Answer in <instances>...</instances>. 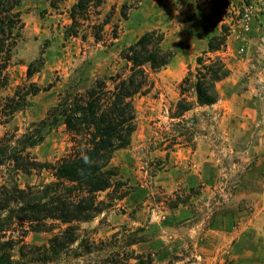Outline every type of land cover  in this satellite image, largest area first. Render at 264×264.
Here are the masks:
<instances>
[{
    "label": "rangeland",
    "instance_id": "374dc122",
    "mask_svg": "<svg viewBox=\"0 0 264 264\" xmlns=\"http://www.w3.org/2000/svg\"><path fill=\"white\" fill-rule=\"evenodd\" d=\"M73 3L22 2L23 36L6 92L29 82L40 91L13 121L19 133L46 116L77 71L89 82L117 71L120 50L144 33L162 34L174 53L152 74L148 92L134 98L131 142L110 162L116 185L100 194L110 206L79 223V233L104 239L137 232L134 248L155 264H264V0H105L100 41L89 29L67 35ZM225 25L231 74L217 85L218 101L172 118L179 83ZM30 63L35 71L28 79ZM68 146L59 127L32 153L52 161ZM45 178L0 168V183L24 187ZM59 230L29 231L25 241L46 244Z\"/></svg>",
    "mask_w": 264,
    "mask_h": 264
},
{
    "label": "trees",
    "instance_id": "16d2710c",
    "mask_svg": "<svg viewBox=\"0 0 264 264\" xmlns=\"http://www.w3.org/2000/svg\"><path fill=\"white\" fill-rule=\"evenodd\" d=\"M68 0H51L52 6ZM23 0H0V168L24 175L43 176L35 184L0 183V264H155L150 253H139L137 232L126 229L104 239L79 233V223L103 213L110 204L100 194L116 185L110 165L116 151L129 146L136 128L134 98L152 87V74L172 60L174 53L156 31L146 32L120 50V68L90 82L84 70L69 79L64 92L39 122L19 133L12 123L27 106L29 95L40 90L34 82L9 87L8 68L22 40ZM105 0H74L67 35L83 29L101 40L107 18L100 20ZM209 38L207 49L196 58V67L179 83V100L172 118L194 105L210 106L219 99L217 85L231 69L224 52L230 29ZM30 63L27 78L33 75ZM88 77V78H87ZM88 82V83H87ZM62 127L69 146L52 161L40 160L32 149L46 134ZM109 197V196H108ZM46 244L25 241L27 232L52 231Z\"/></svg>",
    "mask_w": 264,
    "mask_h": 264
},
{
    "label": "crops",
    "instance_id": "0c3cea01",
    "mask_svg": "<svg viewBox=\"0 0 264 264\" xmlns=\"http://www.w3.org/2000/svg\"><path fill=\"white\" fill-rule=\"evenodd\" d=\"M227 47V46H226ZM226 51V50H225ZM225 53V52H224ZM224 56H225V54H224ZM227 57V56H226ZM227 60H228V58H227ZM229 64V63H228ZM229 67H230V65H229ZM230 69H231V67H230ZM231 74V73H230Z\"/></svg>",
    "mask_w": 264,
    "mask_h": 264
}]
</instances>
